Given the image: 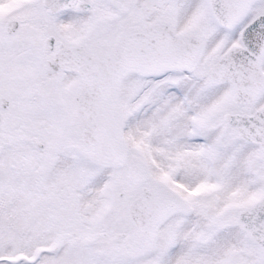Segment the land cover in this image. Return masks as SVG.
I'll use <instances>...</instances> for the list:
<instances>
[{"label":"snow or ice","instance_id":"obj_1","mask_svg":"<svg viewBox=\"0 0 264 264\" xmlns=\"http://www.w3.org/2000/svg\"><path fill=\"white\" fill-rule=\"evenodd\" d=\"M0 264H264V0H0Z\"/></svg>","mask_w":264,"mask_h":264}]
</instances>
